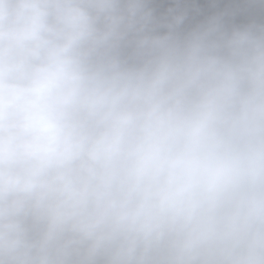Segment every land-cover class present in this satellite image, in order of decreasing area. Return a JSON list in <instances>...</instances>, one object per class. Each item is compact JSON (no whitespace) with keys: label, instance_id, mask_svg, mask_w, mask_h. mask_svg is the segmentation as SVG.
I'll return each instance as SVG.
<instances>
[{"label":"clouds","instance_id":"1","mask_svg":"<svg viewBox=\"0 0 264 264\" xmlns=\"http://www.w3.org/2000/svg\"><path fill=\"white\" fill-rule=\"evenodd\" d=\"M0 264H264V0H0Z\"/></svg>","mask_w":264,"mask_h":264}]
</instances>
